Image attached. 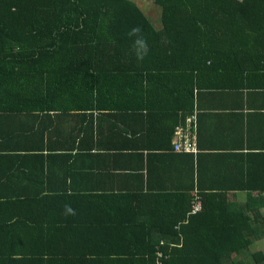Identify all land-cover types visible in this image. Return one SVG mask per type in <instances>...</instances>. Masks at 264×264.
<instances>
[{
    "label": "trees",
    "instance_id": "16d2710c",
    "mask_svg": "<svg viewBox=\"0 0 264 264\" xmlns=\"http://www.w3.org/2000/svg\"><path fill=\"white\" fill-rule=\"evenodd\" d=\"M153 5L158 17L133 0H0V108L3 99L28 103L33 96L42 106L69 98L115 106L114 91L123 100L130 92L158 97L181 79L179 91L192 92L201 75L226 74L229 81L264 67V0ZM134 26L148 44L143 60L127 35ZM192 110H184L182 123ZM171 149L188 158L184 180L168 192H33L0 200V264H155L159 251L163 264H264V251L251 250L264 239V214L248 200L238 204L205 189L209 168L194 161L198 146L176 151L172 142ZM213 182L208 189L218 186ZM195 196L203 208L187 217ZM65 204L76 214L63 215ZM135 213L152 221L129 222Z\"/></svg>",
    "mask_w": 264,
    "mask_h": 264
},
{
    "label": "crops",
    "instance_id": "0c3cea01",
    "mask_svg": "<svg viewBox=\"0 0 264 264\" xmlns=\"http://www.w3.org/2000/svg\"><path fill=\"white\" fill-rule=\"evenodd\" d=\"M238 73L229 81L226 74L201 75L192 92L179 91L180 79L172 93L167 88L158 97L130 92L123 100L114 91L115 106H81L70 98L42 106L35 96L14 104L8 88L0 108V200L33 192L122 197L173 190L187 170L188 157L171 149L180 125L196 132L200 156L194 161L209 168L205 179L218 185L208 189L207 182L205 189L238 204L248 200L264 214V67ZM187 108L193 110L182 123ZM145 207L153 215L152 206ZM129 217L134 224L152 221L147 213Z\"/></svg>",
    "mask_w": 264,
    "mask_h": 264
},
{
    "label": "built area",
    "instance_id": "2783aa9c",
    "mask_svg": "<svg viewBox=\"0 0 264 264\" xmlns=\"http://www.w3.org/2000/svg\"><path fill=\"white\" fill-rule=\"evenodd\" d=\"M188 120H193V116H191ZM191 126L188 127H181L180 125H176L173 130V136L174 140L173 146L174 150L176 151H185V152H192L196 151L197 144L195 142V135L193 134V131L191 130ZM195 193V192H194ZM194 203V210H199L201 206V197L195 196L193 199ZM158 256L162 257L163 252H158ZM155 264H160V260H156Z\"/></svg>",
    "mask_w": 264,
    "mask_h": 264
},
{
    "label": "clouds",
    "instance_id": "9594fccd",
    "mask_svg": "<svg viewBox=\"0 0 264 264\" xmlns=\"http://www.w3.org/2000/svg\"><path fill=\"white\" fill-rule=\"evenodd\" d=\"M129 37H135L133 41V51L137 60H143L148 54V44L145 37L142 34V29L139 26L132 27L127 33ZM63 215H75V210L69 205L65 204L63 209Z\"/></svg>",
    "mask_w": 264,
    "mask_h": 264
},
{
    "label": "rangeland",
    "instance_id": "374dc122",
    "mask_svg": "<svg viewBox=\"0 0 264 264\" xmlns=\"http://www.w3.org/2000/svg\"><path fill=\"white\" fill-rule=\"evenodd\" d=\"M135 1L143 10L144 12L147 14L149 13H157L155 14L156 17H158L159 15V8L155 5H153V0H133ZM156 7V8H155ZM158 9V11H157ZM149 17V16H148ZM154 23H156V20H154ZM262 250L264 251V241L262 239L260 240H256L252 245H251V250L254 251V250Z\"/></svg>",
    "mask_w": 264,
    "mask_h": 264
},
{
    "label": "bare ground",
    "instance_id": "6f19581e",
    "mask_svg": "<svg viewBox=\"0 0 264 264\" xmlns=\"http://www.w3.org/2000/svg\"><path fill=\"white\" fill-rule=\"evenodd\" d=\"M203 208V203H201V206H200V209L199 210H201ZM199 210H194V203H193V201H192V209H191V211L189 212V214L187 215V217H189L190 216V214L192 215V214H196ZM187 222V219H185V220H183V221H181L179 224H178V226H180L182 223H186ZM157 260H160V258L161 257H159L158 256V253H157ZM163 257V256H162ZM160 264H163L161 261H160Z\"/></svg>",
    "mask_w": 264,
    "mask_h": 264
}]
</instances>
